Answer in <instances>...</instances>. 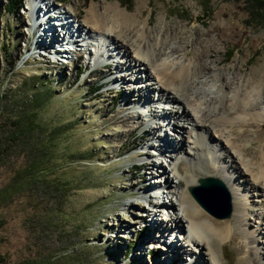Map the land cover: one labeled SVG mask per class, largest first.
<instances>
[{
  "label": "rangeland",
  "instance_id": "1",
  "mask_svg": "<svg viewBox=\"0 0 264 264\" xmlns=\"http://www.w3.org/2000/svg\"><path fill=\"white\" fill-rule=\"evenodd\" d=\"M44 1L54 5L56 14L68 12L69 21H74L72 14L78 13L76 24L83 23L91 35L90 39H85V45L99 42L108 46L110 40L105 39V34L110 30L123 32L122 28L126 27L124 35L131 39L141 38L139 45L145 48L148 35L160 41L161 36L155 33V28H177L176 45L183 46V42L186 45L182 55H175L181 61L196 64L194 57L200 51L199 45H206L208 49L201 52L206 57L202 59L215 72L237 77L243 83L244 79L248 80L247 87L259 89V94L264 96L261 91L264 88V0ZM27 2L0 0V264H137L133 258L137 253L144 264L156 263L160 259L153 254L157 236L151 245L150 241L144 247L138 246L145 238L146 222L141 215L147 209H144L145 198L141 199L137 190L146 184L148 187L149 182L158 185L152 181L159 180V169L152 168L153 176L149 175L146 181L139 176H145L147 169L127 170L147 160V157L136 158L141 148L153 155L149 159L167 167L169 159L158 157L151 146L144 142L132 145L133 141H139L144 128L157 125L158 120L152 117L149 108L145 111L121 108L123 89L132 85L126 80L128 86L122 83L123 86H119L120 78L113 67L108 72L100 63L94 65L95 61L87 60L84 53H81V61L69 54L68 59L62 58V62L53 65L48 59L32 53L34 33L30 28ZM133 27L135 31L131 32ZM93 47H89L90 56L99 52ZM107 49L111 50L112 46L104 47L102 54ZM114 56L110 60H123L120 59L122 52L119 57ZM237 69L241 72L239 75H236ZM214 83L210 91L207 89L211 84L200 86L201 91L215 97L211 93L220 88H217L219 83ZM153 87L156 98L161 93L156 85ZM159 105L156 112L161 114L165 104ZM18 112H32L34 123L38 125L36 129L29 133L19 132ZM129 112H139L140 116L133 118ZM164 125L162 132L173 140L172 129ZM245 129L248 156H256L257 163H261L264 122ZM188 131L187 125L185 134ZM56 133L57 143L52 141L47 145L51 135ZM189 151L185 139L179 155L186 157ZM176 155L174 152L173 158ZM39 158L42 159L40 165H34L33 161ZM178 166L184 169L193 164L186 158ZM132 175L134 186L131 188ZM234 189L237 198L246 200L245 209L261 208L264 212L263 197H250L251 192H241L238 183ZM187 192L190 195L189 190ZM155 194L161 197V193ZM163 199L167 200L165 195ZM130 203L134 207H125ZM232 214L233 210L229 218L221 220H231ZM154 215L151 212L157 223L166 222L160 220L163 215ZM242 218L247 224H254L253 215L245 214ZM118 221L125 225L124 228L118 226ZM248 227L244 229L249 231L251 227ZM255 227L257 224L252 229ZM241 231L234 229L233 232L246 241ZM173 234L167 240L178 239L181 243L183 232ZM258 237L264 241L262 235ZM224 245L217 252L220 262L244 264L247 258L234 244ZM187 255L184 254L186 258Z\"/></svg>",
  "mask_w": 264,
  "mask_h": 264
},
{
  "label": "bare ground",
  "instance_id": "2",
  "mask_svg": "<svg viewBox=\"0 0 264 264\" xmlns=\"http://www.w3.org/2000/svg\"><path fill=\"white\" fill-rule=\"evenodd\" d=\"M27 3L29 4V19L35 21L32 28L34 33L33 51L38 48L39 51L45 50L43 53H47L49 56L64 57V55H69L71 49L75 47L76 53L72 55L79 57L80 61L81 53H84L87 60L95 61L94 65L102 64L108 72H111V67H113L120 78L119 86H128L126 80L132 85L123 89L124 98L120 102L121 108L131 111L138 110L137 108L143 110L149 108L148 111L152 112V117L158 120L157 125L144 128L139 141H133L132 145L144 142L145 145L151 146L158 157L163 156L169 159L167 167L149 159L153 155L150 156L148 151L141 148L137 152L136 158L147 157V160H142L132 170H127V172H133V170L141 168L147 169L149 172L145 171V176H139L140 180L146 181L149 175L153 176L151 169L158 168L159 180L152 181V183L158 182V185L154 183L150 185L149 182L148 187L147 184L143 186L144 189L147 188L145 190L147 192L142 193V187L137 190V193L140 194L141 199L145 198L147 203L150 202L149 196L154 195L155 192L161 193V197L165 195L167 199L155 197L157 201L155 208L147 210L145 214L141 215L146 222L143 229L145 238L140 241L138 246L144 247V244L150 241L149 245H151L157 236L153 254L159 256L161 260L152 264H223L218 259L217 252L224 244H234L243 257L247 258L246 261H243L244 264H264V241H260L258 237V235L264 237V212L261 208L245 209L244 202L246 200L237 198V191L234 189L235 183H238L241 192L242 190L251 192L250 197L264 198V157L262 153L259 155L263 165L259 162L258 164L256 156H248L249 149L245 146L248 143L245 140V128L264 122L263 93L259 94V89L248 88V80L244 79L245 83H243L237 77L231 78L221 72H215L209 63L202 59V57H206L201 53L204 49H208L206 45L198 44L200 51L194 57L197 61L196 64L181 61L175 55L183 52L186 45L185 42L182 43L183 46L176 45L177 28H155V33L160 35L161 39L157 42L156 36L150 38L146 34L149 42L145 48H141L139 45L141 38L131 39L124 35V31H127L126 27L122 28L123 32L110 30L105 34V39L110 40L109 45L112 46V49H107L105 54H102L104 47L108 48L109 45L99 42L95 45H85V39H90L91 35L85 30L83 23L76 24L75 20L79 18L78 13L72 14L75 18L74 21H69L71 18H68L70 17L68 12H60L56 15L54 5L47 4L44 0H28ZM35 11L39 15L35 14ZM74 25L76 26L74 27ZM134 29V27L131 28V32H134ZM66 44L72 45L68 48L64 46ZM91 46H97L99 50L93 56H90L92 52L89 47ZM143 50H145L144 54ZM63 52L66 54H57ZM121 52L120 59L123 58V60H110L115 57L114 55L119 57ZM98 58H101L102 61L99 62ZM103 62L105 63L103 64ZM140 73L143 74L139 75ZM240 73L237 69L236 75ZM151 81L154 83H150ZM214 82L220 84L217 86L220 88L217 90L218 92L212 91L213 93H211L215 94V97H210L205 94L206 92L201 91L200 86L211 84L207 89L210 91L215 87ZM153 85H156L161 93L160 96L156 95V98L153 93ZM232 85L238 86V88H231ZM261 91L264 92V88ZM97 96L99 95L97 94ZM161 103L165 106L162 107V113L159 114L156 110L157 105ZM169 105L172 106L169 107ZM129 113L133 118L140 116L139 112ZM163 124L172 129L173 140L168 137V134L162 132ZM187 125L189 131L185 134ZM185 139L189 143L190 151L187 155L185 153L186 157H182L179 154L183 152ZM153 142H157V145ZM174 152L177 155L173 158ZM186 158L193 164V167L180 169L179 162ZM227 159L230 161H226ZM182 173L184 176H180ZM227 174L233 176L229 177ZM133 175L130 178L129 186L131 188L134 186V183L131 182L134 178ZM207 177L219 179L231 196L230 203L233 210L231 220L223 221L212 218L213 216L211 215V217L188 194L187 191L190 188L199 185V179ZM157 186L159 187L157 188ZM149 191L150 195L147 194ZM251 202L257 201L252 200ZM166 204L169 207L165 206ZM135 206L140 208L138 204ZM125 207L132 208L134 205L130 203ZM169 210H173L171 214L168 213ZM151 212L153 215L155 214L154 216L163 215L165 218L160 217V220H166L165 224L153 220ZM245 214L253 215L254 218L251 220L257 224V227L252 229L254 224L246 223V219L242 218ZM118 222V226L124 228L125 225ZM247 225H249L248 228L251 227L249 231L244 229ZM111 228L112 226L109 227V229ZM234 229L242 230L241 233L246 241L234 233ZM175 231L183 232L184 236L180 237L181 243L178 239L173 241ZM172 234L173 238L167 240L169 236L172 237ZM166 240V247L165 244L157 246ZM137 254L133 257L134 260L137 264H144L141 255L137 257ZM140 254L143 253L140 252ZM184 254H188V258ZM228 264L230 263L228 262Z\"/></svg>",
  "mask_w": 264,
  "mask_h": 264
},
{
  "label": "water",
  "instance_id": "3",
  "mask_svg": "<svg viewBox=\"0 0 264 264\" xmlns=\"http://www.w3.org/2000/svg\"><path fill=\"white\" fill-rule=\"evenodd\" d=\"M35 14L39 15L37 13V11H35ZM56 15H58V14H56ZM29 21H30V25H31L30 28L32 31V28L34 27L35 21L33 19H29ZM71 45L72 44H68V45L66 44L64 46L70 48ZM32 48H31V52H32ZM32 53L38 54V55H40V57L48 59L47 62H49L52 65L57 64V62H60V61L62 62V58L64 59L67 57V59H68V55L67 56L64 55V57H59V56H55V55L49 56L47 53H43V51H39L38 48L35 51H33ZM73 53H76L75 47L73 49H71L70 55H72ZM57 54L62 55L63 53H57ZM198 184L199 185L197 187H193V188L189 189V193H190L191 197L194 199V201H196L199 205H201L206 210V212H208L210 215H212L213 217H215L217 219L229 218L231 216V213H232L230 196H229L228 192L226 191L222 182L219 179L207 177V178L199 179ZM140 185H142V183H140ZM140 187H142V186H140ZM145 190H147V189H145ZM145 190H143L142 193L147 192ZM147 194L150 195V191ZM149 197H150L149 203H147V200L143 201L145 210L146 209L149 210L150 208H152V206L155 204V202H157L156 198L163 199V197L154 196V199L152 200V198H151L152 195H150Z\"/></svg>",
  "mask_w": 264,
  "mask_h": 264
},
{
  "label": "trees",
  "instance_id": "4",
  "mask_svg": "<svg viewBox=\"0 0 264 264\" xmlns=\"http://www.w3.org/2000/svg\"><path fill=\"white\" fill-rule=\"evenodd\" d=\"M17 4H18V8H21V4L20 3H17ZM89 90H87V91H89ZM18 114L19 115H16L17 116L16 123H17L18 129H19L18 130L19 132L29 133V132H32L33 129L34 130L36 129V127L38 125L34 123V116L32 115V112L30 114H26L24 112H21V113L18 112ZM16 130H17V128H16ZM56 132H57V130H56ZM17 134H19V133H17ZM57 138H58V134L57 133L56 134H52L50 139L47 138V139H49L47 145L49 143H51L52 141L57 143V141H58ZM0 155H1V141H0ZM41 158H39L36 162L34 160L33 161L35 163L34 165L39 166L40 162L42 161ZM130 249H132V248H130ZM0 262H1V258H0Z\"/></svg>",
  "mask_w": 264,
  "mask_h": 264
}]
</instances>
